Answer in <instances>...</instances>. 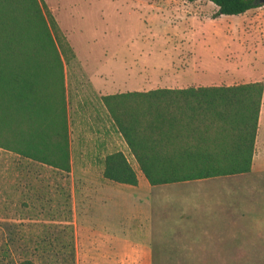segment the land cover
<instances>
[{"label":"rangeland","instance_id":"obj_1","mask_svg":"<svg viewBox=\"0 0 264 264\" xmlns=\"http://www.w3.org/2000/svg\"><path fill=\"white\" fill-rule=\"evenodd\" d=\"M37 3L58 56L48 43L36 42L42 38L36 35L39 27L34 19L9 7L2 13L8 32L20 44L18 63L34 57L44 91L54 98L64 92L72 166L69 174L61 173L0 149V264H77L76 236L102 231L105 214L112 213L115 202L122 204V218L131 225H140V216L144 224L152 220V264H264V100L254 141L253 172L154 189L115 132L102 100L108 95L101 97V109L92 110L89 100L90 89L94 91L91 79L113 60L125 64L155 61V69L141 64L146 69L141 68L133 79L127 69L121 72L125 84L264 85V6L240 16L217 17L215 6L206 1ZM17 26L22 31L18 35L11 31ZM9 118L0 116V143L20 127L16 121L7 122ZM27 126L26 121L21 128ZM117 151L132 165L140 180L137 186L103 178L105 158ZM93 164L97 167L88 171ZM150 189L154 197H149ZM192 190L193 195L211 199L185 200ZM110 196L113 201L106 206ZM206 209L223 225L213 232L197 233L204 229L198 227L201 221L210 216Z\"/></svg>","mask_w":264,"mask_h":264},{"label":"trees","instance_id":"obj_2","mask_svg":"<svg viewBox=\"0 0 264 264\" xmlns=\"http://www.w3.org/2000/svg\"><path fill=\"white\" fill-rule=\"evenodd\" d=\"M181 1L209 2L215 6L217 17L240 16L264 6V0ZM7 7L34 19L39 27L36 35L42 38L36 42L41 46L48 43L58 56L37 0H0V116L20 124L8 141L0 143V149L15 158L69 174L64 92L54 98L44 91L40 65L34 57L18 63L20 44L14 33L8 32L2 13ZM18 28L11 31L18 35L22 32ZM263 92V83L254 82L124 93L102 100L145 180L155 187L248 173ZM26 121L28 126L22 129ZM103 178L131 187L138 184L135 171L121 152L105 158ZM71 249L74 256L73 244Z\"/></svg>","mask_w":264,"mask_h":264},{"label":"crops","instance_id":"obj_3","mask_svg":"<svg viewBox=\"0 0 264 264\" xmlns=\"http://www.w3.org/2000/svg\"><path fill=\"white\" fill-rule=\"evenodd\" d=\"M129 64L132 65L130 66ZM141 64L142 63L135 61L127 62L125 64L123 60L121 61L113 60L107 62V64L100 69L99 71L100 75L96 79L95 78L91 79V86L94 89V91H91L90 89L89 91L90 93L88 92L91 95L89 97V100L92 104L91 109L93 110L94 108H100V109L101 107L103 108L101 102V97L103 96V94L113 95V94H123V93H133V92L147 93L156 90H184L188 88H198V86H187V85L186 86L160 85L158 87H154L150 85L149 82L147 83L136 82L134 84H131L129 82L128 84H125L124 82L121 81L120 78H123V74L121 72H123L126 69H127L126 71L131 72L130 74H134L131 75V78L133 79L135 76H137L141 68L142 70H145L146 68L148 70V69H155L156 67L155 61H147V64L143 62L142 65L145 64L146 68H144ZM105 78H107L108 80H105ZM263 100H264V92L262 96V101ZM117 135L120 136L118 133ZM111 141L112 140H109L110 144ZM121 142L123 141L121 140ZM70 148H71V141H70ZM70 152L71 150L69 151V157H70V166H72ZM134 162L136 163L135 160ZM88 167L90 168L88 171H91L93 168L97 166L96 164H93L92 166L90 165ZM253 171H254V159L252 158L251 172ZM102 175H103V171H102ZM138 181H139L138 183L140 184L139 178ZM199 181L202 180H198L197 182ZM192 182H196V181L185 182V183L190 184ZM155 187L150 186V188L153 189ZM193 191L195 190L188 191V195L184 199L188 200L193 198L195 202L202 198L203 201L211 199V197L210 198L207 197L206 199L205 194L193 195ZM150 193L151 196L149 197H152L154 193H152L151 189H150ZM210 196H214V194L212 193V195ZM113 198L112 196H110L109 199H107V203H105L106 206L107 204L113 201ZM120 207L122 208V204L119 205L118 202H115V204L113 203V207L110 208V210H112L111 211L112 213L105 214L106 215L105 221L107 223L102 231H97L92 233L84 232L83 234H80V236L79 235L76 236L75 248L77 255V264H152V251L149 240L151 237H154V232H155L152 225V220L149 221L147 225L144 224L143 221L145 220H143V217L140 216L141 224L137 226L136 222H133V225H131L129 222L124 221V218H122V211L120 210ZM204 212L210 214V216H205V219H203V221H201V224L198 225L199 228L203 227L204 229L195 232L199 233L201 231H204L205 229H206L205 232L206 231L213 232L215 230H218L223 225L220 220H216V218L211 216V213H213L211 209L209 210L206 209L204 210ZM184 221L187 222V224L189 225L192 223L189 220H181V222ZM186 231L189 230L186 229Z\"/></svg>","mask_w":264,"mask_h":264}]
</instances>
